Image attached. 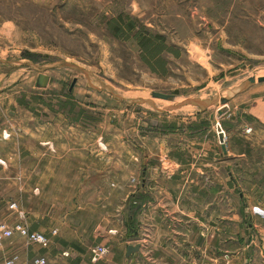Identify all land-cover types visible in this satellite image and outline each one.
Here are the masks:
<instances>
[{
  "label": "rangeland",
  "instance_id": "obj_1",
  "mask_svg": "<svg viewBox=\"0 0 264 264\" xmlns=\"http://www.w3.org/2000/svg\"><path fill=\"white\" fill-rule=\"evenodd\" d=\"M119 13L133 19L136 28L162 37L170 49L161 53L164 74L148 70L134 40L115 38L106 29V21ZM38 73L50 75L46 86H35ZM263 75L264 0H0V155L11 154L4 159L6 166L0 165V221L11 225L17 220L2 208L11 199L23 211L27 227L43 232L57 228L59 237L81 242L90 254L105 229L100 195L109 194L111 182L133 168L131 161L125 168L122 133L139 145L141 130L199 108L191 103L173 107L187 98H214L206 111L218 110L222 118L211 125L224 132L235 124L234 111L253 99L264 101V81L245 82ZM151 92L172 96L161 99ZM27 112L52 116L50 124L61 116L66 125L93 127L106 150L92 151L91 164L73 165V153L62 149L64 165H49V170L63 181L52 191L42 189L40 174L47 171L40 156L26 150L29 142L35 146L26 132ZM55 133L50 127L53 145L68 148L72 130L66 128L61 137ZM79 173L91 180L75 181ZM93 185L99 191L95 211L79 210L88 198L77 191L93 190ZM34 186L37 194H31ZM55 189L61 196H46L58 193ZM108 201L118 204L115 198ZM10 245L19 251L16 264L40 254L15 236Z\"/></svg>",
  "mask_w": 264,
  "mask_h": 264
},
{
  "label": "crops",
  "instance_id": "obj_2",
  "mask_svg": "<svg viewBox=\"0 0 264 264\" xmlns=\"http://www.w3.org/2000/svg\"><path fill=\"white\" fill-rule=\"evenodd\" d=\"M45 75L46 86L50 75ZM256 99L234 111L235 124L223 126V136L211 125L222 116L217 109L214 113L206 111L207 107L184 117H168L150 131L141 130L139 145L130 143L122 133L125 168L130 161L133 168L128 176L111 182L109 194L100 195L105 199L106 221L105 229L100 230L102 239L95 244L107 248L100 258L91 261L81 242H66L57 228L43 232L28 227L48 236V246L27 244L13 235L2 243L0 264L7 254H19L10 245L14 236L40 251L25 258L24 264H32L38 256L44 258V264H264V101ZM25 118L27 135L35 139V146L29 142L26 150L40 156V166L47 171L40 174L42 189L50 187L52 191L63 181L49 170V165H64L62 149L73 153V165L91 164L92 151L106 150L93 127L66 125L61 116L50 124L52 116L32 112ZM136 125L140 128L142 123ZM246 126L251 128L249 133H244ZM50 127L56 137L63 136L66 128L72 130L68 148L64 143L53 145ZM10 155H0L3 166ZM130 177L136 182L130 183ZM87 179L91 180L90 175L79 173L75 177L80 182ZM92 188L77 191L79 197L88 198L79 210L95 211L93 199L99 191L95 185ZM38 192L32 187L31 194ZM109 197L118 204L108 201ZM6 202L2 208L6 209ZM52 229L56 230L54 235L49 234ZM134 244L137 251L126 255V246Z\"/></svg>",
  "mask_w": 264,
  "mask_h": 264
},
{
  "label": "trees",
  "instance_id": "obj_3",
  "mask_svg": "<svg viewBox=\"0 0 264 264\" xmlns=\"http://www.w3.org/2000/svg\"><path fill=\"white\" fill-rule=\"evenodd\" d=\"M134 20L122 13L109 18L106 21V29L109 33L120 39H132L139 48V59L152 73L162 75L165 73V62L161 57L163 51L170 52L162 37L158 34L146 31L142 26L136 28Z\"/></svg>",
  "mask_w": 264,
  "mask_h": 264
},
{
  "label": "built area",
  "instance_id": "obj_4",
  "mask_svg": "<svg viewBox=\"0 0 264 264\" xmlns=\"http://www.w3.org/2000/svg\"><path fill=\"white\" fill-rule=\"evenodd\" d=\"M251 130L250 126H246L244 128V133H249ZM218 134L223 136V131L218 130ZM2 137H7V134L2 132ZM0 165H3V161L0 159ZM132 183H135V179L131 178L130 180ZM6 209L13 213L17 220L14 221L11 225H8L2 221H0V248L2 246V243L4 240L11 238L13 235H16L22 239L27 244H36L40 247H47L50 240L48 236H46L44 233L37 232V231H30L28 227L24 224V213L22 210H20L17 207V204L9 200L5 204ZM56 233L55 229H52L49 231L50 235H54ZM107 251V248L105 245L95 244L92 246L89 250L90 252V259L91 261H95L96 259L103 256ZM62 255H66V253H61ZM18 259V255L16 253H9L7 256H5L2 260V264H14ZM32 264H44L45 260L43 257H34L31 260Z\"/></svg>",
  "mask_w": 264,
  "mask_h": 264
},
{
  "label": "water",
  "instance_id": "obj_5",
  "mask_svg": "<svg viewBox=\"0 0 264 264\" xmlns=\"http://www.w3.org/2000/svg\"><path fill=\"white\" fill-rule=\"evenodd\" d=\"M68 65V64H66ZM47 75L43 74V73H38L36 75V79H35V85L37 87H43L45 86L46 82H47ZM255 81L257 82H261V81H264V75L263 76H259L255 79ZM246 83H253L254 82V77H247L246 80H245ZM74 83V79L71 80L70 84H69V89L71 88L72 84ZM151 96L152 97H156V98H161V99H169L171 98V94H165V93H159V92H151ZM133 101L135 102H141L142 100L140 99H134ZM214 101V98H212L211 100L209 101H206V100H200V99H197V98H187L185 100H183L182 102L178 103V104H175L173 107H179L180 105L182 104H186V103H191L193 105H196L197 107H200V108H205L207 107L208 105H210L211 103H213ZM221 102H224L225 99L224 98H221L220 99ZM138 249V245L137 244H134V245H127L126 246V255H128L129 253H133V252H136Z\"/></svg>",
  "mask_w": 264,
  "mask_h": 264
},
{
  "label": "bare ground",
  "instance_id": "obj_6",
  "mask_svg": "<svg viewBox=\"0 0 264 264\" xmlns=\"http://www.w3.org/2000/svg\"><path fill=\"white\" fill-rule=\"evenodd\" d=\"M255 77V76H254ZM256 78H254V81H255Z\"/></svg>",
  "mask_w": 264,
  "mask_h": 264
}]
</instances>
